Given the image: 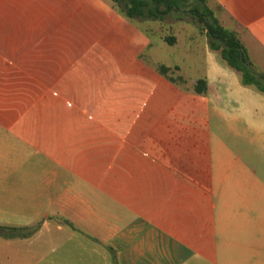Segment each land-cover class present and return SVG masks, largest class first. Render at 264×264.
Listing matches in <instances>:
<instances>
[{"label": "crops", "instance_id": "crops-1", "mask_svg": "<svg viewBox=\"0 0 264 264\" xmlns=\"http://www.w3.org/2000/svg\"><path fill=\"white\" fill-rule=\"evenodd\" d=\"M213 1L242 27L250 45L264 51V0ZM48 3L0 0V67L20 70L24 59L48 60L41 51L50 50L44 44L55 30L54 20L47 24ZM211 52L214 59L202 78L207 94L199 97L219 113L229 107L226 99L242 77L231 67L223 89L212 68L225 69ZM12 114L0 108V226L36 230L27 237L26 230L0 235V264H264L254 228L247 243L240 221L226 217L242 212L234 202L238 181L232 178L230 186L228 176L255 174L229 142L204 148L210 159L198 155L197 143L175 135L103 147L100 128L64 127L54 142L53 126L36 128L23 119L10 124L6 117ZM43 131L52 136L38 135ZM73 132L78 142H70ZM10 140L29 150L30 171L20 170V155H6ZM211 221L220 234L217 242Z\"/></svg>", "mask_w": 264, "mask_h": 264}, {"label": "rangeland", "instance_id": "rangeland-1", "mask_svg": "<svg viewBox=\"0 0 264 264\" xmlns=\"http://www.w3.org/2000/svg\"><path fill=\"white\" fill-rule=\"evenodd\" d=\"M208 2L222 24L238 33L253 68L264 73V51L250 45L242 27L223 8L213 0ZM126 3L49 0L47 24L54 20L55 30L44 44L50 50H41L48 60L24 59L19 63L20 70L10 65L0 67V108L13 113L6 119L10 124L23 119L22 123L36 128L53 126L54 142L61 140L64 127L76 131L100 128L103 147L127 141L169 140L175 135L183 143H197L198 155L206 153L208 159L211 152L204 148L229 142L246 168L255 170V174L242 171L228 176L229 182L232 178L238 181L241 192L234 202L242 212H231L226 217L240 221L247 243L253 238L254 228L264 251V94L239 81L226 99L229 107L214 113L195 90L196 82L208 75L214 59L202 23L182 9L157 20L129 19L123 13ZM170 38H175L174 44L169 43ZM214 52L225 73L212 68L213 75L221 77V87L225 89L230 83L226 73L231 67L220 52ZM59 54L62 64L58 67L55 57ZM161 65L169 67V75L178 82L162 75ZM73 134L70 142H78L77 132ZM21 145L7 141L6 155H20V162H24L20 170L28 172L30 152L22 145L21 155ZM210 223L217 242L220 234Z\"/></svg>", "mask_w": 264, "mask_h": 264}, {"label": "trees", "instance_id": "trees-1", "mask_svg": "<svg viewBox=\"0 0 264 264\" xmlns=\"http://www.w3.org/2000/svg\"><path fill=\"white\" fill-rule=\"evenodd\" d=\"M118 2V0H113ZM127 8L123 11L129 19L149 17L154 20L160 19L165 14L172 11L179 12L181 9L192 14L203 25V30L209 40V48L220 52L221 58L230 67L241 73L242 83L245 86H254L259 92L264 94V73L257 72L253 68L248 50L241 42L238 33L225 27L216 11L209 5L208 0H126ZM222 8V7H221ZM170 44L175 43V38L168 39ZM159 72L173 83L178 80L169 75L170 68L161 65ZM182 80V79H180ZM208 89L206 79H199L196 82L195 90L199 94H205ZM24 231L23 237L31 235L36 228H9L0 226V235L13 236V231ZM11 231V232H10Z\"/></svg>", "mask_w": 264, "mask_h": 264}]
</instances>
